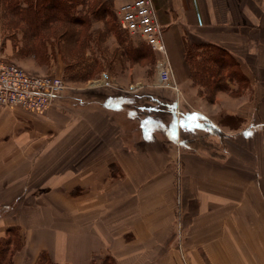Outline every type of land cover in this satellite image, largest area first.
Instances as JSON below:
<instances>
[{
    "label": "crops",
    "instance_id": "0c3cea01",
    "mask_svg": "<svg viewBox=\"0 0 264 264\" xmlns=\"http://www.w3.org/2000/svg\"><path fill=\"white\" fill-rule=\"evenodd\" d=\"M152 1L177 88L165 113L146 111L138 67L127 88L130 67L41 111L0 106V238L24 234L12 264H264V0ZM191 46L217 51L215 82L194 80Z\"/></svg>",
    "mask_w": 264,
    "mask_h": 264
},
{
    "label": "rangeland",
    "instance_id": "374dc122",
    "mask_svg": "<svg viewBox=\"0 0 264 264\" xmlns=\"http://www.w3.org/2000/svg\"><path fill=\"white\" fill-rule=\"evenodd\" d=\"M72 6L68 9V16H62L59 14L56 17L59 22L58 28L55 27L51 30H44L41 32L39 36V41L42 42V45L36 50L35 42L38 40L35 39H27L25 42L29 44L30 47L24 46V38H23V28L25 24L23 22H19L14 16L7 14L2 5L0 4V55L5 58L12 60V53L9 44L14 49V55L19 56L18 54H27L33 55L36 64H38L41 68L36 70L35 72H28L24 66L22 67L25 71L31 74H61L63 80L66 83L67 88H78L84 87L97 83L95 80L101 79L102 84H106L103 82L101 73L107 72L108 74H120L124 67H130L128 72H126V76L129 75V82H123V85H126V88L135 85L136 83V71L137 67L140 71V84L144 85V89L142 94L145 97V105L146 111L148 106L151 105V100L158 99L161 102L159 107H156V113H165L166 105H164L163 101L165 99L163 97L166 96L165 92H170L169 87L160 86L157 82V60L159 59V55L150 50L145 44L144 40L138 35H129L126 32L120 31L117 25V17H116V7L117 3L113 0H108L106 6L107 15H104L103 18L98 19L92 16L90 10L95 6L98 0H73ZM21 2V1H20ZM77 21L82 22L83 25L81 27L79 25H74L71 31H75L80 33V42L75 48H72L70 52L73 53L70 57H63L62 50L65 49L66 46L63 47L62 39L58 38L59 33L63 32L67 29V21ZM118 32V33H117ZM117 34L122 35L123 42L119 43L117 39ZM46 36V37H45ZM104 38V39H103ZM103 39V40H102ZM121 44V46H120ZM146 47L147 53L144 59L134 61L130 58H127L124 55V51L126 50V46L141 48ZM4 45L9 49L4 51ZM33 45V46H31ZM35 46V47H34ZM143 47V48H144ZM69 49V48H68ZM11 50V51H10ZM150 50V51H149ZM74 52L81 53L85 57V59H81V56H75ZM90 52H97V56H93V60H87L86 58L90 57ZM189 52V64L192 68L197 70V75L194 77L197 82L207 81H216V78H209L208 73L215 72V65L213 64V59L210 58L212 54L216 55L217 51L212 50L210 48L197 49V46H191L188 48L187 53ZM122 54V56H121ZM212 60V61H211ZM17 62V61H14ZM229 63V62H228ZM19 64V63H18ZM65 64V69L63 70V66ZM138 64V65H136ZM134 68V73L132 74L131 69ZM91 86V85H90ZM164 94V95H163ZM174 107V113L175 109ZM176 114V113H175ZM165 115L159 114L156 117L150 115V113H146L145 124L151 125L155 124L158 127L162 126L165 122ZM155 118V119H154ZM182 210L178 209V214H181ZM16 234V235H15ZM18 234V236H17ZM23 232L19 229H15L10 234L7 233L4 237L0 238V241H4L7 238L11 240V247H16L19 243H22ZM20 240V241H19ZM94 260L92 264H113L107 257L98 256Z\"/></svg>",
    "mask_w": 264,
    "mask_h": 264
},
{
    "label": "built area",
    "instance_id": "2783aa9c",
    "mask_svg": "<svg viewBox=\"0 0 264 264\" xmlns=\"http://www.w3.org/2000/svg\"><path fill=\"white\" fill-rule=\"evenodd\" d=\"M118 28L129 35H138L159 55L157 82L177 90L174 72L167 58L163 32L152 0H127L116 7ZM66 83L55 74H31L18 64L0 55V106L21 107L37 112L48 108L61 95ZM175 112L178 114V110ZM180 222L177 231L180 232Z\"/></svg>",
    "mask_w": 264,
    "mask_h": 264
},
{
    "label": "trees",
    "instance_id": "16d2710c",
    "mask_svg": "<svg viewBox=\"0 0 264 264\" xmlns=\"http://www.w3.org/2000/svg\"><path fill=\"white\" fill-rule=\"evenodd\" d=\"M73 2H74L73 0H0V4L2 5L4 11L7 14L14 16L19 22H23L25 24L22 30H23V38H24L23 43L24 46L26 45V47H30V46L27 42H25V40L33 39L34 41L35 39L39 38L41 32H43L44 30H47V34H48V30H51L55 27L58 28L60 21L56 20L57 19L56 17H58L59 14L67 17L69 10L68 8L72 6ZM107 3L108 0H98L95 6L90 10L92 16L101 19L104 17V15H107L106 6H104V4ZM67 22H68L66 23L67 29L59 33L58 36V38L62 39L63 41V45H64L63 47L66 46V51L65 49L62 50L64 58L72 56L73 53L70 52V50L72 48H75L80 42L79 31L75 32L74 30L71 31L70 29H73L74 25H79L80 27L81 25H83V21L77 22L70 20ZM117 35H118L117 39L119 40V43L123 42V40L121 39L122 35L120 34ZM37 40H38L37 42L34 41L35 46L38 44L36 46V50L40 47V45H42V42L39 41L40 39ZM143 47L137 48V47H130L129 45H127L126 50L124 51V55L127 58H130L134 61L144 59L148 51L146 47L144 48ZM147 47L149 48L148 45ZM199 47L200 46H197V49H199ZM187 51H186V59L189 63L190 60L189 57L191 55H189V52L187 53ZM74 55L77 57L81 56L80 58L83 60L85 59V57L81 53L74 52ZM210 58L213 59L214 63H217L219 61L218 54L216 55L212 54ZM15 229L17 230V228H10L8 230V233L10 234L12 231H15ZM21 244L22 243H19L18 246L11 247L12 244L10 238H7L4 241L3 240L0 241V264H12V256L16 250L20 249ZM108 259L114 264V262L110 258ZM92 263L93 261L90 262V264ZM36 264H65V263L55 262L51 260V258L46 252H42L38 256Z\"/></svg>",
    "mask_w": 264,
    "mask_h": 264
}]
</instances>
